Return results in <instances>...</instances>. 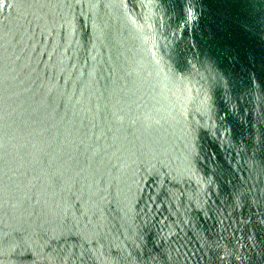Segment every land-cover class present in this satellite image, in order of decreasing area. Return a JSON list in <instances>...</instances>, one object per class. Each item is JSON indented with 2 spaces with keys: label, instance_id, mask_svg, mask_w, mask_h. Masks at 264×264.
Returning a JSON list of instances; mask_svg holds the SVG:
<instances>
[{
  "label": "water",
  "instance_id": "1",
  "mask_svg": "<svg viewBox=\"0 0 264 264\" xmlns=\"http://www.w3.org/2000/svg\"><path fill=\"white\" fill-rule=\"evenodd\" d=\"M0 264H264V0H0Z\"/></svg>",
  "mask_w": 264,
  "mask_h": 264
}]
</instances>
